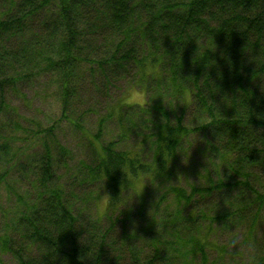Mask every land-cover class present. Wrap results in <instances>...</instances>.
<instances>
[{
  "label": "trees",
  "instance_id": "obj_1",
  "mask_svg": "<svg viewBox=\"0 0 264 264\" xmlns=\"http://www.w3.org/2000/svg\"><path fill=\"white\" fill-rule=\"evenodd\" d=\"M209 37L215 47L198 55ZM177 77L189 96L171 108L153 92ZM120 81L144 89L145 102L114 99ZM36 85L73 133L104 109L78 164L66 163L53 125L9 104L28 88L43 96ZM108 123L115 133L104 141ZM198 156L202 183L182 186L183 163L199 167ZM0 162L12 197L0 203V264L220 262L219 237L264 219V0H0ZM124 162L133 173L154 165V184L146 177L118 215L93 219L94 177L103 172L116 197Z\"/></svg>",
  "mask_w": 264,
  "mask_h": 264
},
{
  "label": "rangeland",
  "instance_id": "obj_2",
  "mask_svg": "<svg viewBox=\"0 0 264 264\" xmlns=\"http://www.w3.org/2000/svg\"><path fill=\"white\" fill-rule=\"evenodd\" d=\"M41 87L36 85L35 90H38L39 94L43 96H39L35 98L32 90L30 88L26 89V93L24 95H16L13 96L10 105H13L18 109V112L23 116L32 121L33 124L38 123L41 128H48L53 125V130L56 133L58 140L67 145L71 150V156L66 158V163H69L71 166L78 164L80 158L84 156V152L81 149L83 146V136L86 133L94 132L97 124L96 114H103V110H94L91 113H86L84 118L81 119L80 123L83 125V133L79 130H75L73 133L71 125L66 121V119L62 118L61 110L55 99L48 94V92H44L40 89ZM155 93V92H153ZM112 96L114 99L123 97V101L130 102L133 104H142L145 102V93L144 89L137 86H130L129 83L120 81L116 88L112 91ZM154 97V95H153ZM29 99V101H28ZM29 127L27 126L26 129ZM115 133V126L111 123H108L105 128V134L102 137V140L107 141L109 138H113ZM13 140L15 141V145L22 141V134L15 132L12 134ZM197 137H193L192 139H196ZM34 140V139H33ZM34 143L28 147V155L31 156L30 149L37 144V141L34 140ZM195 145H200L198 139L194 142ZM192 153L191 151L187 152L186 157ZM17 159L22 160V158L17 156ZM199 167L196 166V162H190V165L187 163H183L184 177L186 178L189 175V179H185V182H181L180 184L184 186L186 182L191 185V183L197 182L201 184L200 177L202 176V159L198 156ZM0 165L4 168V163L0 162ZM198 175L199 178H196L195 175ZM206 176V173H204ZM10 175V180L12 178L19 176V171H15ZM181 174H178L180 177ZM12 183V182H10ZM102 194V193H101ZM11 195L7 192L4 183H1L0 186V203L9 204L11 202ZM92 211V215H94V204H91L90 207ZM264 216V213H263ZM263 218V217H262ZM249 220H243L239 227L236 228V236L237 238H232L230 242L227 241L226 236L219 237L220 245L227 246V254L224 259L216 264H256L258 262V256L262 252L263 243L261 242L262 238H264V219L259 220L255 225H252L248 228ZM229 237V235L227 236Z\"/></svg>",
  "mask_w": 264,
  "mask_h": 264
},
{
  "label": "clouds",
  "instance_id": "obj_3",
  "mask_svg": "<svg viewBox=\"0 0 264 264\" xmlns=\"http://www.w3.org/2000/svg\"><path fill=\"white\" fill-rule=\"evenodd\" d=\"M209 41L211 42V47H209ZM199 45V41H197ZM207 47L209 49H213L215 45L213 44L211 38L209 37L206 45H200V51L198 55H203V49ZM179 58L177 57V62ZM209 64L213 63L212 61L208 62ZM219 75V73H218ZM205 80H207V74H205ZM210 83V82H209ZM210 91H215V88H210ZM161 95L163 98V102L166 103L169 107L174 108L176 103L186 104L188 101L189 93L185 90V84L178 77L175 80L174 85H170L167 89L161 90L158 93H153V95ZM208 107H211L209 103ZM213 119H220L219 115L213 111L212 112ZM209 120L205 115H202L200 118V124H206ZM185 153H187V149H185ZM168 154L165 157L167 160ZM122 169L123 176L119 183V191L116 197H113L106 190L104 181L107 179V176L101 172L98 177H94L97 181V187L92 191L90 199L94 204V215L93 219H99L101 216L110 213L113 217L120 213L122 207L131 203L134 197H139L143 188L145 178L154 184V175H155V166H151L150 172H141L137 170L133 173L127 162H124L119 165ZM102 193V194H101Z\"/></svg>",
  "mask_w": 264,
  "mask_h": 264
}]
</instances>
